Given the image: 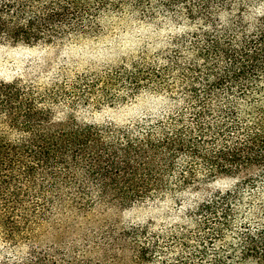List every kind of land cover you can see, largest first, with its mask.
Instances as JSON below:
<instances>
[{
  "label": "trees",
  "instance_id": "1",
  "mask_svg": "<svg viewBox=\"0 0 264 264\" xmlns=\"http://www.w3.org/2000/svg\"><path fill=\"white\" fill-rule=\"evenodd\" d=\"M122 2L0 0V42L85 35ZM131 2L149 13L155 2L193 29L179 41L175 86L156 74L144 87L172 109L82 124L55 117L47 93L0 79V238L17 243L66 203L87 211L194 190L201 199L177 222L121 227L123 264H264V0ZM217 176L237 180L209 191Z\"/></svg>",
  "mask_w": 264,
  "mask_h": 264
},
{
  "label": "rangeland",
  "instance_id": "2",
  "mask_svg": "<svg viewBox=\"0 0 264 264\" xmlns=\"http://www.w3.org/2000/svg\"><path fill=\"white\" fill-rule=\"evenodd\" d=\"M131 1L104 10L95 31L85 35L32 45L0 42V79H18L47 93L54 97L55 117L72 116L82 124L123 125L164 115L172 109L167 94L144 87L156 74L175 86L176 68L184 63L176 52L179 41L193 29L155 2L149 13ZM133 81L143 89L136 90ZM236 180L217 176L206 187L226 188ZM203 192L186 190L177 200L127 206L100 204L87 211L66 203L17 243L0 238V264H123L126 254L116 245L121 227L150 219L156 225L175 223Z\"/></svg>",
  "mask_w": 264,
  "mask_h": 264
}]
</instances>
